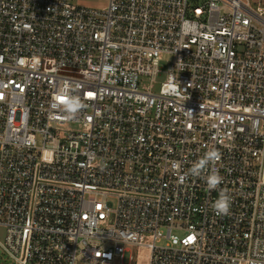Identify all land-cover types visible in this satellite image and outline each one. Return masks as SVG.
Wrapping results in <instances>:
<instances>
[{"label": "built area", "instance_id": "obj_1", "mask_svg": "<svg viewBox=\"0 0 264 264\" xmlns=\"http://www.w3.org/2000/svg\"><path fill=\"white\" fill-rule=\"evenodd\" d=\"M191 1L0 0L11 264H264V0ZM212 148L210 191L187 173Z\"/></svg>", "mask_w": 264, "mask_h": 264}, {"label": "clouds", "instance_id": "obj_2", "mask_svg": "<svg viewBox=\"0 0 264 264\" xmlns=\"http://www.w3.org/2000/svg\"><path fill=\"white\" fill-rule=\"evenodd\" d=\"M57 94L64 97L63 109L69 118L85 107L81 97L78 94H73L68 88L58 89ZM219 159L220 153L215 148H212L206 151L198 160L193 162L187 174L204 179L210 191L216 190L223 182V177L215 167ZM230 207L231 198L229 193L226 190H221L218 198L212 204L214 212L218 215H227L230 211Z\"/></svg>", "mask_w": 264, "mask_h": 264}, {"label": "rangeland", "instance_id": "obj_3", "mask_svg": "<svg viewBox=\"0 0 264 264\" xmlns=\"http://www.w3.org/2000/svg\"><path fill=\"white\" fill-rule=\"evenodd\" d=\"M204 0H193L191 1V5H197L203 3ZM73 3L80 5V6H86L89 8H103L107 4V0H72ZM264 14V13H263ZM162 79L159 80L158 84H156V90H158V87L160 86ZM4 231H0V239L4 240ZM132 255L134 257L133 260L129 259V256ZM150 255V250L147 247L143 246H127L126 251V259L124 261V264H148ZM0 263L4 264H11V259L3 252L0 251Z\"/></svg>", "mask_w": 264, "mask_h": 264}]
</instances>
